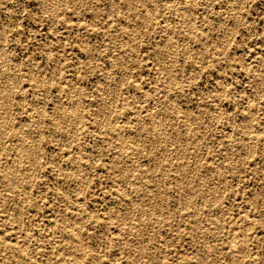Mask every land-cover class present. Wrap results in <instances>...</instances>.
<instances>
[{"label": "rangeland", "instance_id": "obj_1", "mask_svg": "<svg viewBox=\"0 0 264 264\" xmlns=\"http://www.w3.org/2000/svg\"><path fill=\"white\" fill-rule=\"evenodd\" d=\"M0 104V264H264V0H0Z\"/></svg>", "mask_w": 264, "mask_h": 264}, {"label": "bare ground", "instance_id": "obj_2", "mask_svg": "<svg viewBox=\"0 0 264 264\" xmlns=\"http://www.w3.org/2000/svg\"><path fill=\"white\" fill-rule=\"evenodd\" d=\"M133 1H134V0H133ZM130 3H131V2H130ZM133 5H134V4H133ZM133 5H132V6H133ZM144 23H145V21H144ZM166 41H167V40H166ZM173 42H174V41H173ZM165 43H166V42H165ZM174 48H175V47H174ZM3 53H4V52H3ZM157 54H158V53H157ZM115 64H116V63H115ZM5 65H7V64H5ZM115 66H116V65H115ZM4 73H5V72H4ZM14 73H15V72H14ZM12 75H13V74H12ZM3 78H5V77H3ZM10 79H11V78H10ZM11 80H12V79H11ZM42 81H43V80H42ZM42 81H41V82H42ZM9 82H10V81H9ZM11 84H12V83H11ZM4 87H5V86H4ZM6 88H7V87H6ZM12 88H13V87H12ZM3 89H4V88H3ZM5 91H6V90H5ZM7 91H9L8 88H7ZM77 95H78V94H77ZM103 99H104V98H103ZM105 99H106V98H105ZM71 103H72V102H71ZM0 105H1V104H0ZM8 105H9V104H8ZM66 105H67V104H66ZM70 105H71V104H70ZM108 105H109V104H108ZM74 107H75V106H74ZM71 108H73V107H71ZM79 108H80V107H79ZM73 109H75V108H73ZM1 110H2V109H1ZM81 111H82V110H81ZM0 112H1V111H0ZM2 115H3V114H2ZM156 116H157V115H156ZM156 116H155V118H156ZM158 116H159V115H158ZM76 117H77V116H76ZM159 117H160V116H159ZM159 117H157V118H159ZM251 118H252V117H251ZM251 118H250V119H251ZM150 120H152V118H151ZM80 121H81V120H80ZM154 121H155V120H154ZM250 121H252V119H251ZM0 122H1V121H0ZM67 122H68V121H67ZM155 122H156V121H155ZM34 124H35V123H34ZM56 124H57V123H56ZM64 124H65V123H64ZM118 124H119V123H118ZM118 124H117V127L120 125V124H119V125H118ZM140 124H141V123H140ZM153 124H154V123H153ZM60 125H61V124H60ZM33 126H34V125H33ZM55 126H56V125H55ZM142 126H143V124H142ZM159 126H160V125H159ZM168 126H169V124H168ZM168 126H167V127H168ZM162 127H163V126H162ZM162 127H161V128H162ZM1 128H2V127H1ZM120 129H123V128L120 127ZM26 130H27V129H26ZM118 131H119V130H118ZM165 131H166V130H165ZM118 133H120V132H118ZM124 133H125V132H124ZM126 133H127V132H126ZM126 133H125V134H126ZM153 133H154V132H153ZM175 133H176V132H175ZM32 134H33V133H32ZM249 135H250V134H249ZM251 135H252V134H251ZM118 136H119V135H118ZM120 136H121V134H120ZM163 136H164V135H163ZM127 138H128V136H127ZM154 138H155V136H154ZM250 138H251V137H249V139H250ZM123 139H124V138H123ZM19 140H20V139H19ZM30 140H31V139H30ZM247 140H248V139H247ZM255 140H256V139H255ZM255 140H254V141H255ZM35 141H36V140H35ZM122 141H123V140H122ZM248 141H249V140H248ZM255 142H256V141H255ZM118 143H119V142H118ZM123 143H124V142H123ZM27 145H28V144H27ZM29 145H30V144H29ZM133 147H134V145H133ZM124 150H125V149H124ZM136 150H137V149H136ZM25 151H27V150H25ZM150 152H151V151H150ZM25 153H26V152H25ZM35 156H36V155H35ZM76 159H77V158H76ZM159 161H160V160H159ZM37 162H38V161H37ZM196 162H197V161H196ZM160 163H161V162H160ZM159 165H160V164H159ZM80 167H81V166H80ZM80 167H79V168H80ZM12 168H13V167H12ZM10 169H11V168H10ZM10 169H9V170H10ZM132 169H134V168H132ZM136 170H137V169H136ZM196 170H197V169H196ZM214 171H215V170H214ZM80 172H81V171H80ZM212 172H213V171H212ZM13 174H14V173H13L12 170H11L10 172L8 171L7 174H6V180H7V183H8L9 185H12V176H13ZM134 174H135V173H134ZM192 177H193V175H192ZM22 178H23V177H22ZM190 179H191V178H190ZM193 179H194V177H193ZM22 180H23V179H22ZM201 182H202V181H201ZM138 184H139V183H138ZM138 184H137V185H138ZM179 184H180V183H179ZM191 184H192V183H191ZM201 184H202V183H201ZM211 192H212V191H211ZM214 192H215V191H214ZM195 193H197V192H195ZM218 199H219V198H218ZM189 200H190V199H189ZM191 200H192V199H191ZM215 200H216V199H215ZM189 202H190V201H189ZM134 203H135V202H134ZM144 209H145V208H144ZM132 211H133V210H132ZM152 211H153V210H152ZM151 213H152V212H151ZM149 216H150V215H149ZM151 217H152V216H151ZM201 227H203V226H201ZM76 232H77V231H76ZM76 232H75V233H76ZM75 233H74V234H75ZM79 235H80V234H79ZM75 237H76V236H74V238H75ZM76 238H77V237H76ZM77 239H80V236H79ZM234 239H235V238H234ZM243 240H244V239H243ZM76 241H77V240H76ZM78 241H79V240H78ZM237 241H238V238H237ZM237 241H236V242H237ZM233 242H234V241H233ZM80 243H81V241H80ZM3 244H4V242H3ZM76 244H77V243H76ZM231 244H232V243H231ZM238 244H239V243H238ZM75 246H77V245H75ZM78 246H79V244H78ZM81 246H83V245H81ZM201 246H202V245H201ZM230 246H231V245H230ZM79 247H80V246H79ZM207 247H208V245H207ZM209 247H210V246H209ZM234 247H235V246H234ZM243 247H244V246H243ZM80 248H83V247H80ZM80 248H78V249H80ZM200 248H201V247H200ZM232 248H233V247H232ZM234 249H235V248H234ZM236 249H237V248H236ZM236 249H235V250H236ZM238 249H239V248H238ZM241 249H242V247H241ZM6 250H7V249H6ZM88 250H89V249H88ZM78 251H79V250H78ZM242 251H243V250H242ZM230 252L232 253V251H230ZM234 252H235V251H234ZM235 253H236V252H235ZM235 253H234V254H235ZM237 253H238V251H237ZM232 254H233V253H232ZM234 254H233V255H234ZM236 255H237V254H236ZM25 256H26V255H25ZM231 256H232V255H231ZM236 257H237V256H236ZM236 257H235V260L239 259V257H238L237 259H236ZM25 258H26V257H25ZM78 259H79V258H78ZM26 260H27V259H26ZM231 262H232V261H231ZM234 262H235V261H234ZM236 263H238V262H235V264H236Z\"/></svg>", "mask_w": 264, "mask_h": 264}]
</instances>
